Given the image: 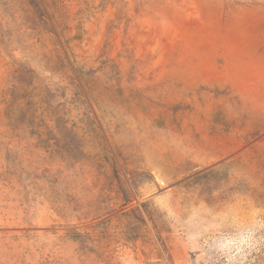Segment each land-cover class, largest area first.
<instances>
[{"label":"rangeland","instance_id":"374dc122","mask_svg":"<svg viewBox=\"0 0 264 264\" xmlns=\"http://www.w3.org/2000/svg\"><path fill=\"white\" fill-rule=\"evenodd\" d=\"M0 264H264V0H0Z\"/></svg>","mask_w":264,"mask_h":264}]
</instances>
